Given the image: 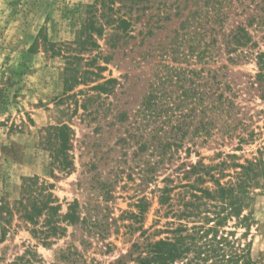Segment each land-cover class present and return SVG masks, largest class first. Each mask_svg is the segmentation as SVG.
<instances>
[{
	"label": "rangeland",
	"instance_id": "1",
	"mask_svg": "<svg viewBox=\"0 0 264 264\" xmlns=\"http://www.w3.org/2000/svg\"><path fill=\"white\" fill-rule=\"evenodd\" d=\"M131 2H127L131 8L129 35L117 39L115 47L106 42L108 36L103 32L101 36L93 34L96 44L87 51L67 52L65 47H74L73 42L80 38L88 5L95 3L92 13L99 23L103 22L98 1L0 0V206H11L19 197L21 185L28 178L38 177L54 184L52 193L62 213L77 199L81 214L91 208V218L99 219L100 228L106 229L102 239L78 224L68 226L64 236L44 245L14 215L0 221V264H11L25 249L49 264L70 246L80 254L76 264H115L119 259L133 264L128 257L133 243L164 236L155 233L166 221L157 202L158 190L169 183L164 178H175L199 159L215 164L228 159L229 154L239 163L259 159L264 169V75L258 78L264 68L259 69L254 56L231 61L221 52L205 66H222L212 88L219 82L233 100L230 119L224 123L222 117L205 143L191 127L174 157L167 156L154 171L157 157L149 146L138 151L136 138L123 145L120 139L134 124L135 111L156 74L166 65L197 70L202 65L185 55L187 44H180L173 53L164 52L168 44L182 36L174 35L180 22L177 17L160 21L161 28L149 32V24L163 10L172 9L174 0H144L140 4L145 7L144 13L135 10L137 5ZM118 5L115 0L114 9ZM188 5L184 12L193 7L190 1ZM52 44L61 48L64 58L52 56ZM253 50L264 52V39ZM74 54L82 58L81 70L97 72L102 68L97 73L101 79L91 76L90 80L96 82L90 85L110 79V89L87 90L88 86L80 83L66 94L67 98L55 101L62 97L65 57ZM92 58V65L84 66ZM75 100L83 102L85 109L72 113ZM60 123H66L70 130L66 154L72 166L67 173L53 168L50 145L42 139L44 128ZM228 128L233 135H228ZM247 197L248 208L243 213L250 209L253 223L247 235L242 236L244 231L238 228L236 236L239 244H249L251 264H264V188L254 189ZM130 223L132 227L127 228ZM139 225L147 230L144 236L137 230ZM107 243L112 244L109 251Z\"/></svg>",
	"mask_w": 264,
	"mask_h": 264
},
{
	"label": "trees",
	"instance_id": "2",
	"mask_svg": "<svg viewBox=\"0 0 264 264\" xmlns=\"http://www.w3.org/2000/svg\"><path fill=\"white\" fill-rule=\"evenodd\" d=\"M95 1L99 2V19L103 22L99 23L92 13L93 10L95 12V3L88 5L90 9H87L86 23L81 26L80 38L73 42L74 47H65L67 52L87 51L96 44L93 34L101 36L104 32L108 36L106 42L114 47L117 39L129 35L131 8L127 7L128 0H118L120 5L115 9V0ZM131 1L137 5L135 10H143L144 13L145 7L140 5L144 0ZM189 1L193 7L184 12ZM122 9L125 10L120 12ZM115 12L117 14L114 16ZM173 16L180 21L174 35L182 36L177 37L166 48L162 47L164 52L173 53L180 44H187L185 55L194 57L202 65L199 70L164 66L142 97L135 111L137 118L130 131L125 138L120 139L124 145L130 143L129 139L136 138V142H139L138 151L149 146L157 157L152 171L163 164L167 156L174 157L191 127L197 138L205 143L222 117L225 118L224 123L230 119L232 95L226 94V88H222L219 82L212 88L216 83L217 71L222 66L216 69L206 68L211 59L219 57L221 52L226 53L227 59L231 61L254 56L259 69L264 68V52L253 50L264 39V35H260L264 31V0H174L172 9L163 10L151 24L147 22L149 32L158 26L161 28L158 23ZM230 19L233 21L229 22ZM105 27H108L106 32ZM213 50L216 51L215 54ZM50 52L52 56L60 55L64 58L60 54L61 48L56 44L50 46ZM65 59L67 67L62 73V97L55 101L65 98L80 83L86 84L87 90L100 92L110 89V79L94 85L89 83L96 82L90 80L91 76H94L93 79H101L97 74L102 70L101 67L97 68V72L88 68L81 70L82 58L77 54ZM94 60L92 58L84 66L92 65ZM263 75L264 73H259L258 78ZM81 107L85 109L84 103L78 104V100H75L72 113ZM69 131L66 123L50 124L43 129L42 135L46 145H50L53 168L63 173H67L72 166L66 154ZM227 133L233 135L232 128ZM239 140L242 142L245 137H240ZM187 150L190 153V148ZM227 157L228 159L215 164H206L199 159L196 163L187 165L184 170L178 167L182 171L175 178L169 176L163 179L169 183L158 190L157 202L164 210L166 221L155 233L164 236L153 240L145 237L143 243H133L132 251L128 254L130 263H252L250 246L238 243L236 230L242 228V236L249 232L253 223L252 212L250 209L244 213L243 211L248 208L247 196L256 188H264V169L259 159L239 163L235 155L229 154ZM53 188L54 184L39 181L38 177L28 178L21 185L19 197L11 206L1 204L0 221L6 222L16 215L28 227L29 233L44 245L64 236L68 226L77 224L94 237H105L106 229L100 228V220L91 218V208L81 214V205L77 199L68 203L66 211L62 213L60 204L52 193ZM141 212L142 208L139 213ZM130 215L136 218V214ZM132 225L130 223L126 227L131 228ZM137 230L141 236L147 233L140 225ZM111 245L105 244L106 251L111 249ZM79 258V252L74 246H70L49 264H76ZM11 264L45 262L31 249H25ZM115 264L125 262L119 259Z\"/></svg>",
	"mask_w": 264,
	"mask_h": 264
}]
</instances>
